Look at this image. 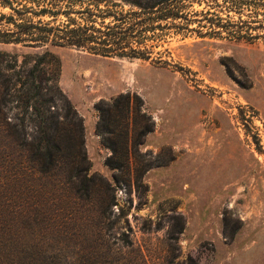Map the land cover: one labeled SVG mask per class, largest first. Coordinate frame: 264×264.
Listing matches in <instances>:
<instances>
[{"label":"rangeland","instance_id":"374dc122","mask_svg":"<svg viewBox=\"0 0 264 264\" xmlns=\"http://www.w3.org/2000/svg\"><path fill=\"white\" fill-rule=\"evenodd\" d=\"M31 1L22 7L37 10ZM115 3L117 12L139 11ZM225 5L183 0L176 5L181 18L149 21L156 28L146 33L149 60L0 41V154H24L8 123L24 119L28 136L36 132L30 83L54 97L48 115L62 121L69 102L84 121L90 174L102 191L106 181L115 188L117 236L108 240L117 248L122 233L129 236V264L142 253L145 264H264V31L244 26L252 38L240 40L216 35L215 23L257 26L254 17L229 18ZM46 51L59 58V77L50 58L34 69ZM129 93L139 98L129 164L112 170L106 165L112 152L96 132V106Z\"/></svg>","mask_w":264,"mask_h":264},{"label":"trees","instance_id":"16d2710c","mask_svg":"<svg viewBox=\"0 0 264 264\" xmlns=\"http://www.w3.org/2000/svg\"><path fill=\"white\" fill-rule=\"evenodd\" d=\"M24 1L28 0H16L15 6L11 0H0V7L13 11L9 16L0 13L1 42L76 47L95 55L149 60L146 33L156 29L149 21L181 18L176 5L183 0H120L139 9L126 14L114 10L121 7L115 0H94L86 7L91 0L67 4L65 0H32L37 10L22 7ZM101 3L106 9L100 8ZM225 4L221 12L229 18L232 13L239 18L247 15L254 17L257 26L242 20L244 25L213 22L219 29L216 35L225 32L230 39L240 40L252 38L244 26L264 31V0H225ZM44 17L50 20L44 22ZM47 58L54 61L59 77L60 60L50 51L39 57L34 69L49 63ZM28 93L39 104L33 106L36 132L28 136L24 119L8 123L9 136L24 154L18 158L0 154V264H129L127 251L133 249L129 236L122 233L117 248L109 244L108 237L117 236L113 233L114 206L118 205L115 188L106 181L102 191L90 174L83 119L69 102L62 121L54 113L48 115L54 97H47L40 83H30ZM136 101L139 98L129 93L96 106L100 114L96 132L112 152L106 163L112 170L129 164L134 115L139 111ZM145 263L142 253L136 264Z\"/></svg>","mask_w":264,"mask_h":264}]
</instances>
